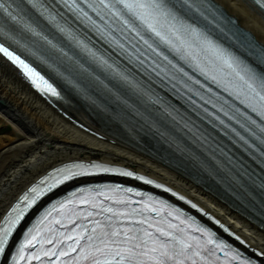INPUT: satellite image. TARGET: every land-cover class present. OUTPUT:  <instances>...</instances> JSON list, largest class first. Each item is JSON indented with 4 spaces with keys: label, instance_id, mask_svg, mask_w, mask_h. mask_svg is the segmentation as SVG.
<instances>
[{
    "label": "snow or ice",
    "instance_id": "1",
    "mask_svg": "<svg viewBox=\"0 0 264 264\" xmlns=\"http://www.w3.org/2000/svg\"><path fill=\"white\" fill-rule=\"evenodd\" d=\"M255 2L264 8V0H255ZM25 3L31 4L33 8L39 6V0H0V37H6L7 40L12 41L21 48H26L27 41L24 38L27 34H31L32 37L36 38L31 41L32 44L39 45L40 42H43L49 54H57L55 58L62 63L65 62L64 58L71 60L68 53L63 51L58 43H54L53 39H49L41 32H38L32 24L25 20V16L28 14L25 9ZM61 3L76 13L80 19L90 22L101 35H105V30H108L107 34L109 35L111 32L118 31L121 34H131L132 40H137L138 38L137 43L133 44V48L145 59L153 54L161 56L163 53L158 50L163 47L196 68H200L201 59L209 60L219 71L225 72L231 78L230 82L234 94L238 98H243L242 102L245 103L246 107L251 108L252 111H259L261 117L264 118V48L252 46L253 51L251 54L255 57L257 64V67H254L246 60L214 42L204 27H198L195 23L186 22L183 18L184 16H191L197 11L204 14L206 11L205 0H61ZM81 5H85L87 9L94 12L99 17L102 25L97 23L89 15L85 7H81ZM4 14H7V20H5ZM45 14L50 20H55V14L48 12L46 8L41 10V15ZM6 25L9 28L7 32L4 30ZM59 30L61 32L65 31L63 28H59ZM139 42H142V45L138 47L137 44ZM77 43L89 51L94 59H97L96 53L87 49L82 42L78 41ZM116 43L124 52H128L124 44L119 43V41ZM28 50L31 51V49ZM0 53L22 68L25 74L33 79V83L39 80L45 85V90L53 95L57 94L55 88L48 84L28 63L5 47L4 43H0ZM31 54L36 55V52ZM164 58L167 59L166 56ZM40 59L47 63L43 55H41ZM101 63L109 69L112 68V65L107 64V61H101ZM140 63L143 64L144 60H141ZM66 70L71 71V67L68 66ZM201 71L203 72V69ZM116 74L120 79L129 83L127 77L120 73ZM203 74L207 76L206 72ZM212 79L215 80L216 77L213 76ZM261 131H264V128ZM67 171L71 174L65 175V180L77 175V173L71 172L70 169ZM32 191L36 193L37 197L41 194L37 189H32ZM25 199H28V197H25ZM31 202H35V198ZM105 211L111 210L106 209ZM18 219L19 217H17ZM93 231L95 232V229ZM157 231L160 236L166 239L154 240L153 246L150 249H145V254L149 251L159 253L160 258L152 257L155 260V264H165L164 258L172 260L175 256L185 255L187 250L193 247L187 240L179 239L170 232H166L163 229H157ZM6 234L7 232L0 236V254L4 252V245L7 243ZM117 235H119L118 232L112 233V236ZM146 235L151 237L152 233H146ZM125 236L129 240L135 239V237H127V234ZM71 238L69 237V239ZM89 239H92V237H89ZM28 243H31V241ZM102 243L107 244V241H102ZM144 243H147V241H144ZM208 243L211 244L214 241L209 239ZM139 246L136 244L126 249H117L114 255L120 256V264H122L125 255L129 259L137 255L133 249ZM51 254L56 255L54 251ZM195 254L198 255V253ZM60 255H66V253L61 252ZM23 258L21 255L20 259ZM176 264H183V261L177 260Z\"/></svg>",
    "mask_w": 264,
    "mask_h": 264
},
{
    "label": "bare ground",
    "instance_id": "2",
    "mask_svg": "<svg viewBox=\"0 0 264 264\" xmlns=\"http://www.w3.org/2000/svg\"><path fill=\"white\" fill-rule=\"evenodd\" d=\"M264 46V16L246 0H213ZM64 106L70 114L106 139L81 130L50 107L0 62V122L13 129L1 136L0 128V217L16 197L52 167L72 160H100L123 165L160 180L215 214L240 233L251 246L264 253V229L221 201L210 190L163 165L150 156L97 127L71 97ZM4 134V133H3Z\"/></svg>",
    "mask_w": 264,
    "mask_h": 264
},
{
    "label": "rangeland",
    "instance_id": "3",
    "mask_svg": "<svg viewBox=\"0 0 264 264\" xmlns=\"http://www.w3.org/2000/svg\"><path fill=\"white\" fill-rule=\"evenodd\" d=\"M9 122L7 121V119H2V121L0 122V128L4 129V131H2V135L1 136H6L10 131H12V127L8 126ZM90 126V125H89ZM92 127V126H90ZM95 130H98L96 127H92ZM101 139H106L105 136H103Z\"/></svg>",
    "mask_w": 264,
    "mask_h": 264
},
{
    "label": "water",
    "instance_id": "4",
    "mask_svg": "<svg viewBox=\"0 0 264 264\" xmlns=\"http://www.w3.org/2000/svg\"><path fill=\"white\" fill-rule=\"evenodd\" d=\"M5 65H6V67L8 68V69H10L15 75H18L17 74V72L10 66V65H8L7 63H5L4 61H2Z\"/></svg>",
    "mask_w": 264,
    "mask_h": 264
}]
</instances>
